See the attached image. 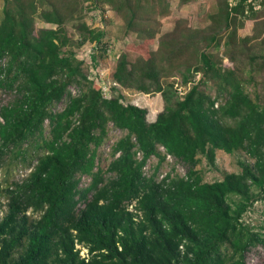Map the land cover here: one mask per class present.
I'll return each mask as SVG.
<instances>
[{
  "label": "trees",
  "instance_id": "trees-1",
  "mask_svg": "<svg viewBox=\"0 0 264 264\" xmlns=\"http://www.w3.org/2000/svg\"><path fill=\"white\" fill-rule=\"evenodd\" d=\"M86 1L4 0L0 90L14 98L0 107V171H31L0 192L8 199L0 264H247L264 244L243 220L264 198V0H213L205 26L180 18L167 33L171 0ZM106 6L124 36L158 45L148 56L120 55L111 96L77 57L88 41L106 44V30L84 20ZM38 17L57 28H38ZM76 19L79 40L66 28ZM177 84L189 90L181 95ZM123 90L161 93L164 110L150 122L146 108L124 103ZM111 124L125 134L103 168ZM218 150L244 151L254 163L204 181L202 156L215 165ZM167 154L185 175L159 178ZM84 176L91 181L81 186Z\"/></svg>",
  "mask_w": 264,
  "mask_h": 264
},
{
  "label": "rangeland",
  "instance_id": "rangeland-1",
  "mask_svg": "<svg viewBox=\"0 0 264 264\" xmlns=\"http://www.w3.org/2000/svg\"><path fill=\"white\" fill-rule=\"evenodd\" d=\"M173 11L170 16L163 19L162 33L171 31L180 18L188 20L194 27L205 26L209 20L208 13L213 10V0H189L182 4L181 0H171ZM89 0L85 4H89ZM4 0H0V19L3 17ZM84 20L93 27H100L106 30L104 47H96L95 43L86 42L80 48H77V57L85 62V71L88 73L89 78L95 82L97 87H101L104 93L111 96V88L114 84L111 79V73L116 65L119 57L123 53H128L131 59L137 58L139 55L148 56L156 51L158 45L156 41L145 43L143 40L136 38L134 35L124 36L121 21L114 11L109 6L105 10H91ZM81 20H73L68 22L66 28L68 34L76 40L80 39L79 26ZM38 28H51L56 29L57 26L45 22L40 17L37 18ZM98 56V61L95 62L93 57ZM228 66L230 63L226 61ZM201 73L196 76L199 80ZM178 83H181V78L178 77ZM181 95L189 90L185 87L176 85ZM71 90L75 94L78 90L77 87L72 85ZM125 93L124 103L134 104L148 110V121L153 122L156 120L158 114L164 110V100L161 93H144L135 90H123ZM14 98L13 93L0 90V107L7 105ZM66 100L56 104L54 111H61L66 106ZM48 124V122H47ZM125 134L124 131L110 125V132L107 140L100 148V157L98 163L103 168H106L111 161V149L113 144ZM246 161L254 163V159L244 151H237L233 154L224 151H217V160L215 165H211L205 156H202V162L199 165L203 173L204 181L212 182L221 180L226 173L241 171L240 163ZM35 162V160H34ZM158 164V158L152 157L147 163L145 168L147 174H151L153 169ZM31 171V167L20 165L19 167L10 166L9 168L0 171V192L8 186H12L13 182H22L23 179ZM168 173L186 174L185 166L177 161L175 158L167 160L162 164L159 171V178L162 179ZM91 181V178L84 176L81 186H86ZM7 197L1 195L0 198V220L4 217L7 211ZM133 206H130L132 209ZM32 214V211H29ZM37 216V214L35 215ZM244 222L250 224L253 229L260 232L264 236V198L257 201L244 215ZM82 257L88 256V249L83 245H77ZM247 264H264V244L252 248L246 256Z\"/></svg>",
  "mask_w": 264,
  "mask_h": 264
},
{
  "label": "built area",
  "instance_id": "built-area-1",
  "mask_svg": "<svg viewBox=\"0 0 264 264\" xmlns=\"http://www.w3.org/2000/svg\"><path fill=\"white\" fill-rule=\"evenodd\" d=\"M232 1H233V0H232ZM161 150H162L163 152L166 151L165 147H163V146L161 147ZM141 155H142L141 152H139V153H138V156L141 157ZM167 158H169V159L172 160L174 157H173L171 154H167Z\"/></svg>",
  "mask_w": 264,
  "mask_h": 264
}]
</instances>
